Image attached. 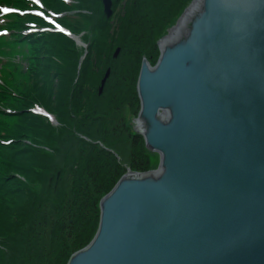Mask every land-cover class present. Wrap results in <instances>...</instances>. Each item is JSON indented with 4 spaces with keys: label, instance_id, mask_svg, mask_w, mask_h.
Instances as JSON below:
<instances>
[{
    "label": "water",
    "instance_id": "1",
    "mask_svg": "<svg viewBox=\"0 0 264 264\" xmlns=\"http://www.w3.org/2000/svg\"><path fill=\"white\" fill-rule=\"evenodd\" d=\"M182 1L136 79L132 125L155 169L125 170L67 264H264V0Z\"/></svg>",
    "mask_w": 264,
    "mask_h": 264
},
{
    "label": "trees",
    "instance_id": "2",
    "mask_svg": "<svg viewBox=\"0 0 264 264\" xmlns=\"http://www.w3.org/2000/svg\"><path fill=\"white\" fill-rule=\"evenodd\" d=\"M40 1H13L30 12L12 14L3 26L32 54L29 80L12 101L1 97L0 115L15 121L0 120V264H67L93 239L99 201L125 170L151 168L131 123L139 110L136 79L141 57L157 61L156 40L184 7L182 0H113L110 20L102 0ZM49 18L75 34L86 31L89 52L75 84L81 51L71 50L73 40ZM36 104L58 124L33 112Z\"/></svg>",
    "mask_w": 264,
    "mask_h": 264
},
{
    "label": "rangeland",
    "instance_id": "3",
    "mask_svg": "<svg viewBox=\"0 0 264 264\" xmlns=\"http://www.w3.org/2000/svg\"><path fill=\"white\" fill-rule=\"evenodd\" d=\"M13 1L17 2L19 0H10V1L0 0V109H6L5 103H4V101H2L3 98H1L2 96L3 95H6L7 97L9 96L8 99L12 101L13 99L10 98V96H12V94L16 92V86L23 81L27 82L29 80V74H28L27 70H28L29 65L31 64L29 59H28V56L30 54H32L31 50H29L30 45L28 43L19 41V39H17L18 34L12 35V31L11 32L6 31L3 27L5 22L10 21V19H12L14 17L13 15H15V14L11 15V13L2 14L3 8L7 7L10 9H14V12L19 10V9H22V10L30 9L29 7L19 8L21 6L15 4V3L13 4L12 3ZM28 2L30 4L34 3V1H32V0H28ZM75 7H76V5H75ZM32 9H34V8H32ZM114 14L115 13H114V8H113V16L111 18H108V19H110V20L113 19L115 16ZM70 32H72V31H70ZM85 32L86 31H82L80 34H75V33L74 34L76 36H78L83 41L84 44L87 45L86 47H84L83 45L82 46L78 45L77 42L74 39H72L74 42V45L72 46L71 50L74 51L77 48L78 50L81 51L80 58H78L79 64H78L77 72L79 71V69L81 67L83 59L85 58V56L89 52V49H88L89 42H87V41H85V39H83V35L85 34ZM68 39H69V37H68ZM116 49H117V47H116ZM116 49H115V52H116ZM115 52H114V54H115ZM114 54H113V57H114ZM78 74H79V72L77 73V76L73 81L74 84L77 81ZM41 109L46 111L43 107H41L40 104L33 105L31 108V110L33 112L36 110H41ZM135 118H136V116H134L131 119V123L133 122V120ZM0 120L10 122V123H13L15 121L12 118H9V117L5 118L4 116H1V115H0ZM148 158L150 161V167H151L150 169L151 170L155 169V166L157 164L159 157H157L156 153H153V154L150 153V154H148Z\"/></svg>",
    "mask_w": 264,
    "mask_h": 264
}]
</instances>
